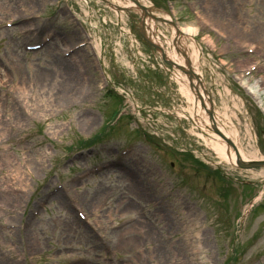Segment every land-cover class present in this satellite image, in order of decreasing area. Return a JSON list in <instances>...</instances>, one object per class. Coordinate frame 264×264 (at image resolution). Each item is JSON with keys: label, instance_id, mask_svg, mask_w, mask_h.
<instances>
[{"label": "rangeland", "instance_id": "1", "mask_svg": "<svg viewBox=\"0 0 264 264\" xmlns=\"http://www.w3.org/2000/svg\"><path fill=\"white\" fill-rule=\"evenodd\" d=\"M139 1L153 5L158 16L171 14L180 26L198 23L195 35L208 51L205 65L215 71L205 74L214 108L225 111L238 127L242 147L251 149V145L256 149L254 158H264V120L256 111L258 100L264 111V0ZM28 6L32 16L45 17L31 19L35 25L45 24L36 34H22L20 28L0 29V86L8 89L6 93L0 89V264H71L68 258L73 255L83 258L80 264H225L223 257L232 248L227 264H264V210L260 207L244 219L240 216L250 200L256 206L264 199V168L232 166L215 154L197 130L189 128L186 118L177 123L169 114L153 109L162 102L157 89L163 84L166 91L168 83L171 100L181 98L167 71L150 57L136 61L138 56H132L135 49L129 38L133 36L141 49H148L139 32L138 14L109 8L102 0H0V22ZM83 17L87 26L81 29ZM83 29L101 38L110 68L116 64L112 51L118 64H132L130 73L135 76L129 84L134 85L136 107L99 91V61L87 46L75 52V60L62 57L58 46L85 40ZM46 31L55 33L53 53L47 45L36 52L23 49L25 40H37ZM248 43L255 46L249 54L244 52ZM251 63L256 68L241 79L253 90L249 93L236 77ZM49 70L54 72L52 77L44 78ZM225 87L230 94L219 93ZM121 102L129 108L130 118L124 115L105 128ZM136 110L139 117L130 113ZM134 119L144 131L136 134L131 129ZM89 138L94 143L83 145L81 141ZM131 139L135 149L118 154L125 167L103 170L70 187L102 234L101 240L111 246L109 255L63 200L53 196L40 206V199L46 194L52 197L48 190L59 182L65 185L86 166L116 158L121 145ZM214 168L233 178L232 190L222 194L224 183ZM128 173L138 179V188ZM239 180L250 181L252 188L238 185ZM34 210L39 211L29 220ZM133 216L139 217L136 223L114 229ZM5 223L14 226L6 228ZM144 225L148 236L143 235Z\"/></svg>", "mask_w": 264, "mask_h": 264}, {"label": "bare ground", "instance_id": "2", "mask_svg": "<svg viewBox=\"0 0 264 264\" xmlns=\"http://www.w3.org/2000/svg\"><path fill=\"white\" fill-rule=\"evenodd\" d=\"M128 3L129 0L127 1ZM125 2H122V0H118V3L110 2L108 3V7L112 9H117V5H122ZM117 4V5H116ZM118 10V9H117ZM147 10V9H146ZM149 13V14H148ZM166 17V18H165ZM120 18V15H119ZM153 18H158L155 13L152 11L147 10V15L144 16L143 21V31L144 35L149 38L150 42H153L155 45V51H157L156 54H159L158 56H154L153 53L151 55L153 56L154 60L158 63H164V59H167L171 62L173 66L172 70V76L179 84L180 92L182 96L186 99L187 105L186 107H178L175 106V111L180 112L182 111V114H177L174 112V115L177 116H184L187 114L191 118L192 125L195 127V125L201 126V124L205 125V131L201 129V132H197L202 139L206 140L207 145H209L215 154L222 160H226L230 162L231 164H234L235 162V152L234 150L228 146L219 135L213 133L211 131V126L215 125L223 134H225L227 137L230 138L231 143L236 151V153L239 155L242 159H251L254 158L255 150L251 149H244L242 147L240 141L238 140L239 137V129L235 125V123L230 119V117L223 111L220 113L214 106V98L209 94V91L204 90V80H205V74L208 72L213 75V72H215L211 67H207L205 65V60H202L201 52L199 51V45L193 40L192 34L194 33V29L191 26L187 27H179L177 25H174L171 23L170 20H168L169 17H167V14H164L160 17V20L158 24L154 21ZM164 27L169 31V34L165 33ZM55 37L51 40V43L49 46L50 52L53 53V49L55 51L54 43ZM95 42V41H94ZM100 42V40L97 38V43ZM99 45V43H98ZM133 54H141V49L139 47H136V43L134 42ZM47 46V47H48ZM59 47V46H58ZM255 51V50H254ZM255 53V52H254ZM78 54V53H77ZM76 54V55H77ZM160 54H163L165 57L164 59ZM76 55H71V60H75ZM78 62V61H77ZM184 64L187 70L195 76V78L201 79V84L198 83L199 88H196L194 80H189L184 72L183 68L181 67V64ZM78 68H82V64H77ZM63 69V68H62ZM62 71V70H61ZM64 73V71H62ZM53 71H47L44 75V78H51L53 75ZM43 78V77H42ZM45 79H43L44 81ZM49 82V81H48ZM16 86V85H14ZM57 86V85H56ZM20 87V86H16ZM248 92L252 93L253 90L245 86ZM220 94H230V88L225 87L223 89V92L220 90ZM201 97L204 101L205 108L208 110V114L213 117V122L211 119H209L208 114L206 115L202 109L199 107V101L198 98ZM241 100V99H240ZM242 101V100H241ZM226 106V105H225ZM201 110L202 115H200L199 111ZM1 121V120H0ZM246 133L248 136V139L251 140L253 138L252 133L248 131L246 128ZM110 169V168H109ZM131 181L134 184L135 188H138L139 182L138 179L133 177L130 173L127 174ZM137 223L138 227L140 228L141 225H143L142 222ZM136 223V222H135ZM144 236H148L149 234V228L147 225H144ZM127 228V227H126ZM125 228V229H126ZM123 229L122 231H124ZM121 231V232H122Z\"/></svg>", "mask_w": 264, "mask_h": 264}, {"label": "water", "instance_id": "3", "mask_svg": "<svg viewBox=\"0 0 264 264\" xmlns=\"http://www.w3.org/2000/svg\"><path fill=\"white\" fill-rule=\"evenodd\" d=\"M134 2L138 5L137 1L134 0ZM213 129H214V131L218 132V130H217L215 127H214ZM218 133H219V132H218ZM220 135L225 139V141H226L228 144L232 145L231 141H230L227 137H225V136L222 135L221 133H220ZM236 163H237V165L240 166V167H251V166H258V165H262V166H264V161H249V162H242V161H240L239 159H237V162H236Z\"/></svg>", "mask_w": 264, "mask_h": 264}]
</instances>
